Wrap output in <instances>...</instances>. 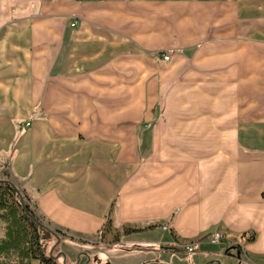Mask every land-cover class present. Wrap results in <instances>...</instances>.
<instances>
[{
    "label": "crops",
    "instance_id": "obj_1",
    "mask_svg": "<svg viewBox=\"0 0 264 264\" xmlns=\"http://www.w3.org/2000/svg\"><path fill=\"white\" fill-rule=\"evenodd\" d=\"M229 39L264 46V0H0V176L83 245L62 260L264 264V75H224Z\"/></svg>",
    "mask_w": 264,
    "mask_h": 264
},
{
    "label": "trees",
    "instance_id": "obj_2",
    "mask_svg": "<svg viewBox=\"0 0 264 264\" xmlns=\"http://www.w3.org/2000/svg\"><path fill=\"white\" fill-rule=\"evenodd\" d=\"M0 264H30L33 259L43 264H68L61 245L66 235L52 229L37 213L30 196L9 174L0 178ZM132 229H126L130 233ZM78 264V262H77Z\"/></svg>",
    "mask_w": 264,
    "mask_h": 264
},
{
    "label": "rangeland",
    "instance_id": "obj_3",
    "mask_svg": "<svg viewBox=\"0 0 264 264\" xmlns=\"http://www.w3.org/2000/svg\"><path fill=\"white\" fill-rule=\"evenodd\" d=\"M185 8H182V10H184ZM223 42V41H222ZM226 43V42H225ZM224 43V46L226 45ZM220 44H221V41H218L216 43V45H218V47H220ZM226 47V46H225ZM237 48H240V49H243L245 50V53L243 55H240V54H237ZM228 49L230 51V55L227 56V58L224 59V75H226L227 73H230V74H235L237 72H248V70H254L256 69L255 71H257V74H260L259 76L261 75H264V70L262 69V66L261 68L259 69L260 67V62L257 60V61H254L252 62L251 58L254 56V54H258L256 57L258 59L259 56H261L260 52L262 51V53H264V46H261L260 44L258 43H255V42H251V41H248V40H232V39H229L228 40ZM232 52V54H231ZM166 54V53H165ZM170 54V53H169ZM171 56V55H170ZM264 57V56H262ZM259 62V63H258ZM166 63H169V62H166ZM239 68V69H238ZM248 69V70H247ZM260 78V77H259ZM262 82H264V79H261ZM236 82H232V84L229 83V86H228V89L226 86H224V98H226V96L228 95V97L232 98L233 96H235L237 94V91L240 89L238 88L235 84ZM247 84V83H246ZM173 88L170 87V90H172ZM241 90L243 91V94L247 96H253L254 95V90L252 91V88L249 87L247 89L246 88H241ZM264 90V89H262ZM181 91V90H180ZM182 95L180 96H176L174 97V95L172 93H170L169 95H167V97L164 99V104L165 106H167L169 109H172V106H175V108H178V109H182V110H196V109H199L196 106V102H193L191 100H189V102H186L185 101V97L184 95L186 93V90L185 88L183 87L181 93ZM255 94L258 95V92H255ZM261 94H264L261 93ZM245 97V98H246ZM189 97H187L188 99ZM224 106L228 105L229 106V110H231V104H227V101L226 99L224 100ZM260 103L256 106L257 108L256 109H264V96L261 97L260 99ZM195 104V105H194ZM246 104L245 103H240L239 106L242 107V106H245ZM239 108H233L234 111L238 110ZM251 109V108H249ZM232 110V111H233ZM27 121V120H26ZM28 121H30L28 119ZM24 122V121H23ZM7 172V170H6ZM0 178H2L0 176ZM106 232H102L99 236H98V243L101 244V245H108V244H112L118 240H120L121 238V234L118 233V234H109L110 232V227H106L105 228ZM74 240L70 241V239H66L65 242L62 243V246H61V250L65 253V255L67 257H69V259L74 262L75 258L77 257V251L79 250V248H83L82 244H80L79 246H77L75 243ZM77 243V242H76ZM96 259L94 258V261ZM189 262V261H188ZM183 263H185L183 261Z\"/></svg>",
    "mask_w": 264,
    "mask_h": 264
},
{
    "label": "built area",
    "instance_id": "obj_4",
    "mask_svg": "<svg viewBox=\"0 0 264 264\" xmlns=\"http://www.w3.org/2000/svg\"><path fill=\"white\" fill-rule=\"evenodd\" d=\"M164 61L170 62V55L169 54L164 55ZM27 125H29V123H27ZM224 239H225V235L221 231H215L212 234H210V236H209V241L212 243H220V242H223ZM183 247H184L185 251L191 253V252H194L198 249V242L187 243V244H184Z\"/></svg>",
    "mask_w": 264,
    "mask_h": 264
}]
</instances>
